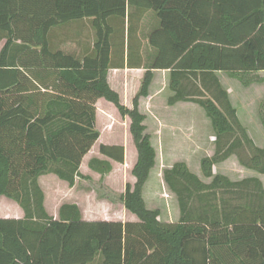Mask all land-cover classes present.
<instances>
[{"label": "trees", "instance_id": "obj_1", "mask_svg": "<svg viewBox=\"0 0 264 264\" xmlns=\"http://www.w3.org/2000/svg\"><path fill=\"white\" fill-rule=\"evenodd\" d=\"M148 12L155 25L147 37L152 56L144 63L130 41V19ZM86 20L94 31L87 54L53 49L54 30ZM112 22L121 23L123 46L126 39L119 67L146 71L139 96L148 97L152 71L167 70L168 105L196 104L213 130V156L201 161L210 183L181 162L163 171L177 201L176 223L160 222V212L147 209L142 197L156 151L139 96L128 109L108 84L116 65ZM1 41L0 198L15 202L23 217L0 218V264H264L261 181L213 175V166L231 156L264 175V148L249 138L216 75L243 87L264 81L252 78L264 72V0H0ZM98 99L130 120L135 182L121 199L137 222L83 220L73 204L62 205L54 218L43 204L41 176L52 174L69 188L87 179L80 166L100 137ZM260 122L264 129V102ZM98 151L105 159H90L88 169L100 176L111 172V162H124L122 146Z\"/></svg>", "mask_w": 264, "mask_h": 264}, {"label": "rangeland", "instance_id": "obj_2", "mask_svg": "<svg viewBox=\"0 0 264 264\" xmlns=\"http://www.w3.org/2000/svg\"><path fill=\"white\" fill-rule=\"evenodd\" d=\"M128 13L132 15L134 10L129 8ZM154 19L150 12L144 15L135 14L130 19L132 26L130 41L134 49H139L144 63H147L148 58L152 56V50L147 45V37L155 25ZM111 24L117 31L112 38V43L119 49L123 41L121 23L112 22ZM51 37L53 49L81 58L92 48L94 31L90 22L86 20L54 30ZM118 53V50L113 51V64L118 63ZM138 74L139 78L130 76L135 85L130 87L127 106L124 105V100L120 99L128 109L132 108L133 99L139 96L145 75L144 71ZM257 77L264 80V72L252 78ZM110 78L114 83H118L113 75ZM218 78L223 88L227 90L230 102L249 138L257 147L264 148V129L260 122V105L264 102V81L243 87L239 81L230 78L225 73H219ZM153 79L148 88V96L149 93L158 94V97L166 96L167 89L166 91L161 90L159 85L157 87L156 83H153ZM160 79V77L155 78V82L156 80L159 82ZM136 81L139 83L136 84ZM117 87L120 88L119 84ZM143 100V97H138V109L140 113H146L144 125L156 151V164L143 187L142 197L147 209L160 212V222L176 223L179 219L178 205L175 196L164 184L163 171L181 162L204 183H210L211 179L205 178L202 174L201 161L213 156L215 139L213 130L201 108L188 107L171 114L161 110L163 105L157 101L155 103L160 111V118L150 114ZM95 109V127L100 137L82 159L80 166V173L87 179H76L75 186L69 188L67 184L52 174L41 176L38 183L44 195L45 210L50 216L56 218L57 211L62 205L73 204L78 207L83 220H108L122 223L135 221V217L125 210L121 199L126 185H133L135 182L131 171L137 158V151L129 132L130 120L128 117L122 118L116 108L106 100L96 102ZM100 145H116L124 149L123 164L111 162L112 170L105 176H100L88 169L90 159H105L99 154ZM213 175L224 176L233 182L246 178H257L264 187V175L245 169L239 164L236 156H231L225 162L214 165ZM21 211L15 202L5 197L0 198V218L20 219L23 217Z\"/></svg>", "mask_w": 264, "mask_h": 264}, {"label": "crops", "instance_id": "obj_3", "mask_svg": "<svg viewBox=\"0 0 264 264\" xmlns=\"http://www.w3.org/2000/svg\"><path fill=\"white\" fill-rule=\"evenodd\" d=\"M3 43H4V41H1L0 42V50L2 48ZM125 43H126V39L124 40V46H123V44H121V48H119V49L113 46L112 55H113V51L114 50H116V51L118 50V52H119L118 53L119 55L117 57L118 60L116 59L118 63H115L116 65H113V67L108 71L107 80H108V84H109L110 88L113 91H115L116 93L119 94L120 99L124 100V105L127 106V97L129 95L130 87L133 86V85H135V82L130 79V76H136V78L137 77L139 78V74L138 73H142L143 71L145 73V69H143V68H141V69H128L126 66L123 67V68L122 67H119V64L121 62L122 56H123L124 60H126V45H125ZM152 73H153V78H154L153 79L154 80L153 83H156V86L157 87L159 85V88L161 90H163V91H166V89H167L166 96L160 95L158 97V94L152 95L151 93H149V96L148 97H146V98L143 97V99H144L143 100V103L148 107L147 109H148V111L150 112V114L152 116H154V117H160L161 118V116L159 114L160 111L156 107L157 101L160 102V105H163V109L161 107V110H164L167 113L170 112L171 114H172V112L175 113L178 110H182L184 108L194 107V106L198 107L196 104H193V103H185V102H178V103H175L174 105H168V103H167L168 102V99L173 95V93L168 88L170 73L167 70H157V71H152ZM218 74L219 73H216L217 76H218ZM111 75H113V77H116L117 78L116 81L118 82L117 84H119L120 88H118L117 87V84L114 83V81L111 80V78H110ZM157 77H160L161 78L159 82L157 80L155 82V78H157ZM138 83L139 82L136 81V84H138ZM220 84H221V82H220ZM221 86H222V84H221ZM226 92H227V90H226ZM101 100H104V99H98L97 103L99 101H101ZM142 104L140 105V108L142 107ZM198 108H200V107H198ZM144 115H146V113ZM161 126H162V124H161ZM57 213H58V211H57ZM5 218H8V217H5ZM16 219H18V218H16ZM135 219H136V217H135ZM95 221H97V220H95ZM102 221H108V220H102ZM117 222H120V221H117ZM129 222H137V219L135 221H129Z\"/></svg>", "mask_w": 264, "mask_h": 264}]
</instances>
